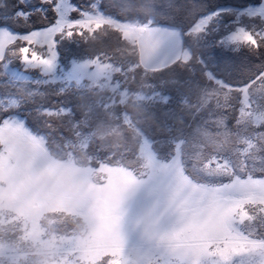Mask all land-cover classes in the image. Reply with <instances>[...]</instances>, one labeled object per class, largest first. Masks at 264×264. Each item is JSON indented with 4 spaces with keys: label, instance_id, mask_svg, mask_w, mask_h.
Returning <instances> with one entry per match:
<instances>
[{
    "label": "snow or ice",
    "instance_id": "6c2138e0",
    "mask_svg": "<svg viewBox=\"0 0 264 264\" xmlns=\"http://www.w3.org/2000/svg\"><path fill=\"white\" fill-rule=\"evenodd\" d=\"M100 10L98 0H0V203L18 207L26 235L49 203L90 223L84 233L54 239L43 255L55 264H264V131L257 130L264 128V0L205 15L198 4L187 25L149 38L156 47L167 45L165 59L180 71L149 85L147 97L170 151L160 155L159 142L139 130L134 161L93 151L86 122L68 98L89 65L61 50L80 44ZM241 50L259 63L249 66L247 82L234 85L218 70ZM69 63L68 71L60 68ZM172 89L176 107L167 94ZM193 95L197 102L190 105ZM237 98L233 130L226 121L228 110L237 112ZM213 100L215 132L209 121L194 133L178 126V109L200 112ZM41 181L49 185L46 202L36 190ZM21 251L15 235L0 229V264H27Z\"/></svg>",
    "mask_w": 264,
    "mask_h": 264
},
{
    "label": "rangeland",
    "instance_id": "374dc122",
    "mask_svg": "<svg viewBox=\"0 0 264 264\" xmlns=\"http://www.w3.org/2000/svg\"><path fill=\"white\" fill-rule=\"evenodd\" d=\"M82 1L79 0V2L84 4L88 2V0H86V2L85 0ZM189 1L191 2V9L189 10L190 19L197 10V7L195 8V6H197V1ZM201 1L202 4L199 5L207 6L206 1ZM9 2L12 3L13 0H9ZM73 2L75 3L77 0H73ZM98 2L101 10L100 14L94 17L95 22L91 25V30L84 31V38L81 40L80 44H66L61 50L62 53L71 50L76 53V58L83 57L89 65V72L83 77L80 85L77 86L73 83L70 89L69 99L73 100L72 106L79 113H77L78 118L82 122H86V134L91 136V142L93 144L92 150H94L96 145L98 149V138L101 137V135L107 134L116 138L121 134L119 126L111 123L115 122L117 119L116 115H109V110H114L118 105H122L126 102H124L123 99L129 97L125 88L127 87L125 83L126 78H124V76L118 78L116 75L119 71L121 60L133 61V59L137 58L143 70L151 72L147 74L134 70L136 71V75H134V77H136L135 81L139 83L143 91L137 96L132 95L133 98H136V100H133H135L134 104L137 110L134 114V122L131 119H129L131 124L128 120L125 121L131 126L133 124L135 125V123L141 124L145 129V133L151 129L149 128L150 117H146L145 115L147 114L146 109H148L151 104L147 100V97L152 95V88L149 87V85H160L162 81H171L176 78L177 73L180 71L178 66L174 65L171 60L165 59V55H162L160 50L158 51L159 48L157 49L156 42L149 39L153 33H147L145 31V27L157 23V19L161 17L168 18L172 11H176L178 8L177 0H98ZM251 4H257V2ZM104 5L113 6L114 8L121 7L123 9L122 15L118 16L116 13H109L104 9ZM248 5L239 7H247ZM217 8L235 9L237 7L218 5L213 9L203 11L204 13L200 15L213 12ZM33 18V24L36 26H43L37 17ZM230 19L231 17H226L225 23ZM152 48H155V51L152 57L149 58L148 51ZM232 55L234 59L227 62V67L222 63L218 71L221 72L219 78L226 77L235 85L239 80V76L234 73L232 69H234L235 64L244 63L247 59L245 58V52H243V50L238 53H232ZM63 62L62 56V63ZM13 66L16 68L20 67L18 63H14ZM70 66V63L67 67L60 64V68L63 71H68ZM157 71L165 72L159 74L153 73ZM27 74L32 77V79L40 78L39 72L31 71ZM229 74L231 76H229ZM54 87L57 88L58 85ZM170 91H173V89ZM195 98L196 95L190 97V105H194L197 102ZM221 101H223V96H221ZM211 103L212 108H204L200 112H195L194 109L186 105V107H189L194 113L193 117L196 118L190 131L187 129L188 132L186 133H194L197 127L203 126L204 121H209L207 124L209 131H216V125L211 122L215 117L209 116V112L214 110L215 101L213 100ZM233 103L237 108V112L232 113L231 110H228V119L226 123L230 129L234 130L235 117L238 115L239 98L235 99ZM87 108L93 112L92 115H84ZM26 110L25 108V111ZM98 112H104L111 123L103 127L107 129V131H101L103 133L98 132ZM94 117L96 118L93 119ZM28 121V123L32 125V127H28L32 130H36L38 127L37 122L32 119ZM257 130L264 131V128H258ZM138 131L139 129L134 127L133 137L136 140L138 139ZM41 132H46V129H41ZM64 135H67L66 131H64ZM162 138V142L158 143L161 151H157L163 156L166 155L170 149L168 145L164 143L165 137ZM50 151L54 152L55 148H53V150L50 149ZM137 153L138 147L135 149V158H133L132 161L136 159ZM52 160L62 162V158L57 155H53ZM40 199L41 202H46V195L41 196ZM18 215L19 209L16 205L8 201L0 203V229L7 231L10 235H15L17 242L22 245L20 256L27 260V264H45V262H47V264H55L54 260L46 259L43 253L48 249L49 245L54 242V239L58 242V238L63 236L65 232L75 231V222L79 217L71 215L68 208L61 210L55 203H49L44 208L43 214L40 216L37 225L33 227L31 223L29 224V234L26 235L23 231V224L17 221Z\"/></svg>",
    "mask_w": 264,
    "mask_h": 264
},
{
    "label": "trees",
    "instance_id": "16d2710c",
    "mask_svg": "<svg viewBox=\"0 0 264 264\" xmlns=\"http://www.w3.org/2000/svg\"><path fill=\"white\" fill-rule=\"evenodd\" d=\"M82 1V0H81ZM193 1H197V5L198 4H202L201 0H193ZM207 2V6H203V11H207L210 9L215 8L218 5H228V6H234V7H239V6H243V5H248L251 3H258V0H204ZM203 1V3H204ZM83 2V1H82ZM86 2V0H85ZM178 2V8L176 11H172L171 15L167 18H159L157 19L156 22H160V23H167L176 27H180L181 25H187L188 23V19H189V10L191 9V2L189 0H177ZM14 3V0L13 2ZM105 10H107L109 13H116L118 16L122 15V11L123 9L120 7L118 8H114L113 6H103ZM197 6H195L196 8ZM201 12L199 14H202L204 12ZM124 14V13H123ZM34 19V18H32ZM259 63V60L255 57H253L251 60H247L244 63H240V64H235V67L233 70L234 73H236L239 76V81H244L247 82V71L250 65H255ZM134 70H138L139 72H145L147 74H150V71H146L143 70V68L141 67L140 63H138L137 58L133 59V61L131 60H121V63L119 64V71L117 72V76L118 78H121L124 76V78H126L125 83H126V90L129 94V97L124 98V102L122 105H118L117 108H114V110H109V115H116L117 119L115 120V122H111L113 124H116L119 126V131H120V135L115 137H111L110 135L104 134L101 135V137L98 138V149H97V145L95 146L94 150H99V153L101 155H111L115 154L117 156L124 154V158L127 161H132L133 158H135V149H137V140L134 139V127L133 125H129V123H126V119L125 117H128L129 119H131L134 122V114L135 112H137L136 107H135V100L136 98H133L132 95H139L142 93L143 88H140L139 83L137 81H135L134 75L136 71ZM165 71H157V72H153L156 74L159 73H164ZM232 74V73H231ZM229 76H231L229 74ZM35 78V76H34ZM226 78V77H225ZM3 77H0V83H2L3 81ZM227 79V78H226ZM124 87V85H123ZM54 88V86H41L40 90H43L45 92H51ZM0 90H3L2 88H0ZM158 90V89H157ZM174 89L173 91H169L167 94L170 96L174 97V102L173 105H171V107H176V100H175V96H174ZM53 99H56V97H52ZM69 98V97H68ZM118 98V97H117ZM193 98V97H192ZM135 99V100H133ZM195 100H197L195 98ZM194 100V101H195ZM191 101V100H190ZM120 102V101H119ZM72 106V105H70ZM73 107V106H72ZM99 111V110H98ZM147 114L146 117H150V131H147L146 133H150L152 139L154 141L157 142H162V137H165L164 133L160 132V127L158 125V119H157V114L155 111V105L154 104H150V107L148 109H146ZM93 112H91V110H89V108H87L86 113L84 114L85 116H90V114L92 115ZM178 114L182 117L183 123L180 124V119L178 118L176 123L178 124V126H181L185 129L186 132L187 129H191V127L193 126V124L195 123L196 118L193 117L194 113L191 111V109L186 106L183 107L182 110L178 109ZM82 115V114H81ZM95 116V115H93ZM96 117H94L93 119H95ZM29 122V121H28ZM110 121L108 120V118L106 117V114L104 112L100 113L98 112V132L99 133H103L101 131H107V129L103 128L104 126H106L107 124H109ZM110 123V124H111ZM180 124V125H179ZM28 126L32 127L31 124L28 123ZM135 126L137 129L139 130H143V132H145L144 127H142L141 124H136ZM139 127V128H138ZM152 130V131H151ZM154 131V132H153ZM53 135H57V133H53ZM54 146L51 148L53 150ZM156 149L158 151H161V149L158 146V143L156 144ZM93 150V151H94ZM119 158V157H117Z\"/></svg>",
    "mask_w": 264,
    "mask_h": 264
},
{
    "label": "clouds",
    "instance_id": "9594fccd",
    "mask_svg": "<svg viewBox=\"0 0 264 264\" xmlns=\"http://www.w3.org/2000/svg\"><path fill=\"white\" fill-rule=\"evenodd\" d=\"M36 190L38 191V193L41 196L47 195V193L49 192V185L47 184V182L41 181L37 185ZM62 190L66 191L67 189L66 188H62ZM75 223H76L75 232L78 233V234L84 233L90 227V223L88 221H86L83 217H79V219ZM45 264H47V262H45Z\"/></svg>",
    "mask_w": 264,
    "mask_h": 264
},
{
    "label": "water",
    "instance_id": "95a60500",
    "mask_svg": "<svg viewBox=\"0 0 264 264\" xmlns=\"http://www.w3.org/2000/svg\"><path fill=\"white\" fill-rule=\"evenodd\" d=\"M175 27L176 26H173V25H170V24H167V23L157 22V23H154V24H152V25H150L148 27H145V31H147V29H150V32L154 34L158 29L175 28ZM157 49H158V51L160 50L162 55H165V53L167 52V45H163V46L157 47Z\"/></svg>",
    "mask_w": 264,
    "mask_h": 264
},
{
    "label": "bare ground",
    "instance_id": "6f19581e",
    "mask_svg": "<svg viewBox=\"0 0 264 264\" xmlns=\"http://www.w3.org/2000/svg\"><path fill=\"white\" fill-rule=\"evenodd\" d=\"M147 33H149L150 32V29H147V31H146ZM142 57V56H141Z\"/></svg>",
    "mask_w": 264,
    "mask_h": 264
}]
</instances>
